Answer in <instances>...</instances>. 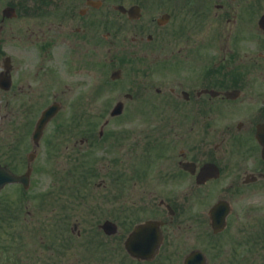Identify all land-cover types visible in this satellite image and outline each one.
<instances>
[{
  "label": "flooded vegetation",
  "instance_id": "1",
  "mask_svg": "<svg viewBox=\"0 0 264 264\" xmlns=\"http://www.w3.org/2000/svg\"><path fill=\"white\" fill-rule=\"evenodd\" d=\"M0 120V264H264V0H0Z\"/></svg>",
  "mask_w": 264,
  "mask_h": 264
},
{
  "label": "rangeland",
  "instance_id": "2",
  "mask_svg": "<svg viewBox=\"0 0 264 264\" xmlns=\"http://www.w3.org/2000/svg\"><path fill=\"white\" fill-rule=\"evenodd\" d=\"M90 113L96 114L99 110H106V114L109 111V109L111 108L110 106H106V107H99V106H90ZM81 109V108H80ZM107 118V115H106ZM101 123V121H98V124H95L96 129H99V124ZM3 124L2 121L0 120V132L3 129ZM2 139V137H0V140ZM3 146H0V160L3 161ZM79 171L75 170V173H78ZM47 171L46 170H41L38 173H34V175H32V178L34 179V186L37 187L35 184L37 183H45L48 177V174H46ZM86 174V173H85ZM75 177H78V175H76ZM4 194L5 191L0 192V226L5 225V219L6 216L4 215ZM7 224V223H6ZM43 224H39V226H41ZM0 242H4L2 240H0ZM2 243L0 244V246L2 245Z\"/></svg>",
  "mask_w": 264,
  "mask_h": 264
},
{
  "label": "water",
  "instance_id": "3",
  "mask_svg": "<svg viewBox=\"0 0 264 264\" xmlns=\"http://www.w3.org/2000/svg\"><path fill=\"white\" fill-rule=\"evenodd\" d=\"M48 114H49V112H46L45 115L43 116L42 120L39 122V125L37 128L38 130L40 129L42 123L47 119ZM22 180H23V178L14 177L7 170L0 167V189H2L4 187V185L7 184L8 182H13V181L19 182Z\"/></svg>",
  "mask_w": 264,
  "mask_h": 264
}]
</instances>
